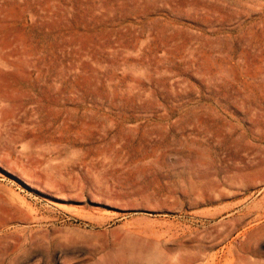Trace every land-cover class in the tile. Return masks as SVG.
<instances>
[{
	"label": "rangeland",
	"instance_id": "374dc122",
	"mask_svg": "<svg viewBox=\"0 0 264 264\" xmlns=\"http://www.w3.org/2000/svg\"><path fill=\"white\" fill-rule=\"evenodd\" d=\"M126 230L264 264V0H0V264Z\"/></svg>",
	"mask_w": 264,
	"mask_h": 264
},
{
	"label": "clouds",
	"instance_id": "9594fccd",
	"mask_svg": "<svg viewBox=\"0 0 264 264\" xmlns=\"http://www.w3.org/2000/svg\"><path fill=\"white\" fill-rule=\"evenodd\" d=\"M102 264H184L180 251L169 250L166 242L126 230L107 251Z\"/></svg>",
	"mask_w": 264,
	"mask_h": 264
},
{
	"label": "bare ground",
	"instance_id": "6f19581e",
	"mask_svg": "<svg viewBox=\"0 0 264 264\" xmlns=\"http://www.w3.org/2000/svg\"><path fill=\"white\" fill-rule=\"evenodd\" d=\"M197 257V256H196Z\"/></svg>",
	"mask_w": 264,
	"mask_h": 264
}]
</instances>
